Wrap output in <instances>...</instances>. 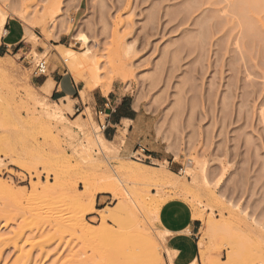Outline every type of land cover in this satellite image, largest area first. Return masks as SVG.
Instances as JSON below:
<instances>
[{
    "label": "rangeland",
    "instance_id": "obj_1",
    "mask_svg": "<svg viewBox=\"0 0 264 264\" xmlns=\"http://www.w3.org/2000/svg\"><path fill=\"white\" fill-rule=\"evenodd\" d=\"M115 1L0 0V38L7 21L23 35L19 54L0 51V264H264V27L252 39L231 8L204 0ZM76 35L98 41V69L80 82L64 59L83 55ZM57 73L78 85L76 99L51 100L41 82ZM100 94L125 99L132 118L104 152ZM128 166L166 172L179 191ZM171 202L199 220L196 235L160 229ZM103 212L110 237L82 232H103Z\"/></svg>",
    "mask_w": 264,
    "mask_h": 264
},
{
    "label": "bare ground",
    "instance_id": "obj_2",
    "mask_svg": "<svg viewBox=\"0 0 264 264\" xmlns=\"http://www.w3.org/2000/svg\"><path fill=\"white\" fill-rule=\"evenodd\" d=\"M194 1H196V0H194ZM199 1H201V0H199ZM205 1V3L207 2V4H209V5H211L212 6V8H213V6H218V8L215 10V8L213 9L214 10V12H219V13H221L222 12V14H225L223 11H225V10H227L226 8H228L229 7V9L231 8V12H232V14H234L236 17H235V19H236V21H235V23L237 24V25H239V28L241 29V30H243L244 32H246V34L247 35H249L250 36V38H251V36H252V39H253V37H255V35L257 34L258 35V31H257V28H259L260 26L261 27H264V0H204ZM115 2H117V0L115 1ZM202 2H203V0H202ZM112 4V3H111ZM110 4V5H111ZM120 3H118V5H119ZM122 4V3H121ZM118 5H116V4H112V8H113V13H115L116 11H118V7L120 6H118ZM195 5V4H194ZM198 5V4H197ZM199 5H201L200 3H199ZM9 6V5H8ZM11 6V5H10ZM196 6V5H195ZM207 6V5H206ZM210 6V7H211ZM10 8V7H9ZM18 8H20V7H18ZM8 9V8H7ZM16 9V8H15ZM228 9V10H229ZM9 10V9H8ZM11 10V9H10ZM21 10V9H20ZM205 10H207L208 11V8L207 9H205ZM12 11V10H11ZM19 11V10H18ZM203 11H204V9H203ZM6 12V11H5ZM23 12H25V11H22L21 12V14L23 13ZM213 12V11H212ZM227 12H229V11H227ZM8 13V12H7ZM14 13V12H13ZM13 13H11V14H13ZM17 12H15V14H16ZM25 14V13H24ZM18 15V14H17ZM115 15V14H114ZM226 15H227V13H226ZM12 16V15H11ZM20 16V15H19ZM106 16V15H105ZM108 17L110 16L109 14L107 15ZM106 16V17H107ZM216 16V15H215ZM214 15L211 17L212 18V20L214 19L215 21H218V19L215 17ZM18 17V16H17ZM20 17H23V16H20ZM53 17V16H52ZM115 17V16H114ZM5 18H6V14H4V13H0V27H2V25H3V22H4V20H5ZM24 18H25V16H24ZM102 19H103V16L101 17ZM117 18H118V16H117ZM210 18V17H209ZM210 18V19H211ZM226 18V17H225ZM53 19V18H52ZM109 19V18H108ZM104 20V19H103ZM103 20H101L100 19V23H101V21H103ZM213 20V21H214ZM225 20V19H224ZM23 21V20H22ZM118 20L117 19H113V22H112V25H113V27H112V29H111V36H113V37H118V35H119V31H120V26H119V22H117ZM214 21V22H215ZM220 21V20H219ZM218 21V22H219ZM222 21V20H221ZM220 21V22H221ZM232 21V20H231ZM107 23H108V21H107ZM107 23H105V20L103 21V25L101 24V26H102V28H104V32H106V33H104V34H107L108 35V33H107V31L109 32V30H107L106 31V29L107 28H105L106 27V24ZM234 23V22H233ZM130 24V23H129ZM110 25H111V23H110ZM109 25V26H110ZM258 25H259V27H258ZM108 26V24H107V27H109ZM30 27V26H29ZM101 28V27H100ZM110 28H111V26H110ZM126 28V27H125ZM164 28V27H163ZM127 30H130V28L128 29L127 28ZM165 30H166V28H165ZM98 31V30H97ZM100 31H101V29H100ZM99 31V32H100ZM102 32V31H101ZM125 32V31H124ZM123 32V33H124ZM163 32V31H162ZM162 32H160L161 34H162ZM243 32V33H244ZM28 33V32H27ZM99 34V33H98ZM101 34V33H100ZM27 35V34H26ZM102 35H103V33H102ZM243 35H245V34H243ZM23 36V35H22ZM99 36V35H98ZM105 36V35H104ZM28 37V36H27ZM94 37H96V33L94 34ZM107 37H109V36H107ZM120 37V36H119ZM247 37V36H246ZM24 38V37H23ZM76 39H78V40H81L82 41V43L83 44H86L85 42H86V37H81L80 36V38H79V36H77L76 35ZM118 39V38H117ZM95 40H97V39H95ZM97 43H98V41H96ZM96 42H94L92 45H90V46H88L87 44H86V48H85V51L83 52V55H81V56H79V57H77V55L76 54H74V53H72V52H69V50H67V49H65V56L67 57V58H65L64 57V59H66V61L69 59V64H68V70L70 71V75L73 77V78H75V80H76V82H80V81H85V74H86V72H95V71H97V69H98V62H97V60L95 59V56H96V53H94V52H96V50H98L97 49V43ZM264 45V44H263ZM94 47V52L93 51H90V49L91 48H93ZM264 47V46H263ZM96 48V49H95ZM67 63H68V61H67ZM67 63H66V66H67ZM78 70H79V73H78ZM52 84L50 83V84H46L45 85V87L46 88H48L49 89V87L51 86ZM82 93H84V91L82 92ZM64 99H62V100H60V101H63ZM63 104V103H62ZM65 104V103H64ZM58 106V105H57ZM99 140H97V141H100V144H99V146H98V148H99V150L101 151V152H104V150H103V146H104V148H106L105 150H108L109 148L107 147V142H108V140H106L105 138H104V136L102 135V134H99ZM102 144V145H101ZM111 169H112V167H111ZM113 171H114V168L112 169ZM143 170V169H142ZM141 169H139L138 167H127L126 169H125V172L126 173H130V175H133V176H135V177H138V178H140V179H151L152 181H155V182H158V183H160V185H163V184H166V185H171L172 187H174V188H177L178 190L177 191H179V187L181 186V185H177V181L174 179V178H172L171 176H169L168 174H166V172H159V173H157V172H154V171H147V170H143L142 171ZM115 174H117L116 172H115ZM168 175V176H167ZM116 176H118V174L116 175ZM169 178V179H168ZM111 182V181H110ZM1 183V182H0ZM113 183V182H112ZM2 184H3V186L5 185L4 183H1L0 184V187L2 186ZM109 182L108 181H104L103 183H102V185H100V187H99V191L100 192H110L111 190H110V187H109ZM117 188V187H116ZM182 188V187H181ZM5 189H7L8 190V188H7V186L5 187ZM5 189H2L1 188V191H4ZM112 189H113V186H112ZM183 190H182V192L184 191V189H186V191H187V188H185L184 186H183V188H182ZM114 190H116L115 188H114ZM175 190V189H174ZM181 190V189H180ZM10 191V190H9ZM189 191H190V189H189ZM8 192V191H7ZM113 192V194L115 193L114 191H112ZM185 192V191H184ZM188 192V191H187ZM191 192V191H190ZM190 192H188V193H190ZM111 193V192H110ZM117 193V192H116ZM192 193V192H191ZM184 194V193H183ZM187 194V193H186ZM193 194V193H192ZM190 195V194H189ZM81 198H87V199H89L90 198V200L92 201L93 200V195H91V197L89 196L88 197V195L87 194H83L82 196H81ZM163 203H160L159 205H158V207L157 206H155V207H157L156 208V210H155V219L157 220L158 219V211H159V208L161 207V205H162ZM153 210H154V208H153ZM100 215H101V218H102V220H103V225H102V229H103V232H101L100 231V228H93V227H89V226H87L85 223H83L82 224V232H85V234H90L91 236H94V237H96V236H98V235H100V239H101V237L103 238V236H105V238H108V237H110L109 235L108 236H106V234H109V233H111L110 232V229H108L105 225H104V221H105V219H106V216L107 215H105V213L103 212V213H100ZM198 216V215H197ZM195 217H196V215H195ZM199 217V216H198ZM208 225H210V224H208ZM207 226V225H206ZM208 229V228H207ZM209 230H210V228H209ZM205 232V231H204ZM208 233V232H207ZM84 234V233H83ZM84 234V235H85ZM101 234H105V235H103V236H101ZM111 235V234H110ZM89 236V235H88ZM91 236H89V237H91Z\"/></svg>",
    "mask_w": 264,
    "mask_h": 264
},
{
    "label": "crops",
    "instance_id": "obj_3",
    "mask_svg": "<svg viewBox=\"0 0 264 264\" xmlns=\"http://www.w3.org/2000/svg\"><path fill=\"white\" fill-rule=\"evenodd\" d=\"M21 35L22 32L18 24L7 21L0 38L1 53L7 54L8 52H14V55L19 54L23 49ZM50 83L52 84L49 87L51 100L59 101L65 97H68L70 100L77 98L75 94L78 92V85L69 77H66L65 73H57V77L47 78L41 82V85L44 86ZM91 105L93 107H101L99 110L105 111L108 116V125L103 131V135L107 139L114 138L115 133L113 128L123 119L132 120L131 117L121 114L122 107L125 105V99L116 98V100H113V98H108L100 94L97 98L93 97ZM95 111L97 110L95 109ZM129 112H134V109L130 105ZM132 113L130 114L132 115ZM159 217L160 229L164 232L176 233L182 230H188L191 235H196L199 231V220L193 218L191 210L181 203H168L162 208Z\"/></svg>",
    "mask_w": 264,
    "mask_h": 264
},
{
    "label": "built area",
    "instance_id": "obj_4",
    "mask_svg": "<svg viewBox=\"0 0 264 264\" xmlns=\"http://www.w3.org/2000/svg\"><path fill=\"white\" fill-rule=\"evenodd\" d=\"M44 69H45L44 61H43V59H39L35 64L34 74H36V75L43 74ZM95 114L97 115L98 126H99L101 132L103 133V131L106 129V127L108 125V122H107L108 116L106 115L105 111H103V110H97V111H95ZM101 118H102V120H101ZM141 152H144L143 149H140V150L137 149L135 151L137 159H140L141 156L143 155V154H141ZM144 157H146V156H144Z\"/></svg>",
    "mask_w": 264,
    "mask_h": 264
}]
</instances>
